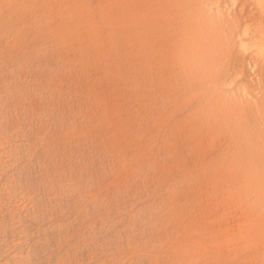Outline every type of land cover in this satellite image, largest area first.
<instances>
[{
  "label": "rangeland",
  "instance_id": "1",
  "mask_svg": "<svg viewBox=\"0 0 264 264\" xmlns=\"http://www.w3.org/2000/svg\"><path fill=\"white\" fill-rule=\"evenodd\" d=\"M0 264H264V0H0Z\"/></svg>",
  "mask_w": 264,
  "mask_h": 264
},
{
  "label": "bare ground",
  "instance_id": "2",
  "mask_svg": "<svg viewBox=\"0 0 264 264\" xmlns=\"http://www.w3.org/2000/svg\"><path fill=\"white\" fill-rule=\"evenodd\" d=\"M256 47H257L258 50H262L263 49V46L256 45Z\"/></svg>",
  "mask_w": 264,
  "mask_h": 264
}]
</instances>
